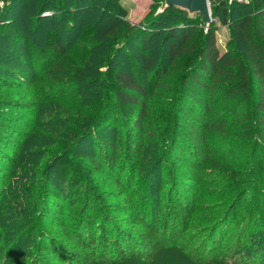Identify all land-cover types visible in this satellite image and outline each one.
I'll use <instances>...</instances> for the list:
<instances>
[{"label": "rangeland", "instance_id": "374dc122", "mask_svg": "<svg viewBox=\"0 0 264 264\" xmlns=\"http://www.w3.org/2000/svg\"><path fill=\"white\" fill-rule=\"evenodd\" d=\"M208 1L213 20L210 24L216 26L220 53L244 57L230 25L222 24L224 16L218 11V5L226 2L231 20L244 14L257 18L264 11V0ZM111 2L0 0V76L9 75L31 84L34 96L39 99L34 108L0 101V118L23 128L22 147L17 143L21 158L6 180L5 177L0 179V264H31V260H37V251L41 249L40 230L48 227L52 220L44 217L47 185L54 191L51 199L62 202L70 229L77 230L78 222L90 213L100 221L102 215L108 214L112 221L117 218L115 224L119 230L133 231L131 224L120 225V218H128V211L109 214L108 205L114 200V190L103 191L96 178L77 186L68 184L60 174L58 159L55 160L56 156L70 150L95 156L101 147L94 138L95 133L108 140H114L120 133L121 142L125 143L134 115L131 113L129 121L122 117L118 121L108 118L114 94L107 87L105 71L111 67L123 73L134 72L132 62L138 64L143 81L162 65L168 66L177 78L175 90L146 99L150 112L140 163L134 165L121 153L126 167L122 179L134 195L136 207H140L145 218L153 217L152 206L161 212L159 216L155 213L157 222L152 227L159 237L160 244H157L175 245L176 249L146 257L144 248L132 242L134 257L119 260L110 247L105 255L106 264H240V261L245 264L244 259L256 254L263 259L258 255V263L253 264H264V175L258 194L248 185L252 175L258 177L264 169L261 167L264 166V140L257 135L248 137L243 131L246 122L254 119L251 101L240 104L238 98L217 94L211 99V118L216 128L208 134L210 158L196 161L197 181L185 163L174 168L170 160L176 144L175 133L171 132L176 129L170 127L168 121L176 119L178 104L183 99L179 85L184 81V74L198 62L196 53L210 24L199 13L165 7L166 0H118L127 10L126 17H121ZM51 30L62 33V53L54 54L46 46V33ZM166 32L176 33L177 37L162 39ZM149 34L150 40L146 41ZM172 45L179 50V55L169 65ZM73 65L86 74L83 85L73 81ZM60 78L72 80L64 82ZM16 88L6 95L16 96ZM56 102L84 117L59 112ZM236 111L238 116L233 115ZM176 134L178 136V131ZM179 137L181 146L190 152L192 147L185 137ZM172 171L175 177H171ZM181 174L191 175L192 180L181 182ZM88 187L106 198L103 208L85 210L83 198ZM237 189L247 195L234 211L239 200ZM150 192L155 196L152 197L155 203L149 201ZM173 196H178L179 207L165 211L164 199ZM110 224L109 235L113 237L116 225ZM216 228V235L209 240L212 229ZM262 229V233L253 236ZM176 231L180 232L178 236L174 234ZM250 237L259 242L246 247ZM49 247L45 245L44 250L48 261L58 264ZM182 250L189 254V250H197L194 252L197 256L189 258Z\"/></svg>", "mask_w": 264, "mask_h": 264}, {"label": "trees", "instance_id": "16d2710c", "mask_svg": "<svg viewBox=\"0 0 264 264\" xmlns=\"http://www.w3.org/2000/svg\"><path fill=\"white\" fill-rule=\"evenodd\" d=\"M111 5L121 17L127 16V10L118 0H112ZM219 10L224 16L222 24L230 25L231 32L242 48V56L244 57H240L238 54L230 55V52L221 54L217 45L216 26L213 23L210 24V28L196 53L198 62L190 71L184 74V81H182L181 86L179 85L180 95L183 99L178 104L176 119L168 121L169 126L176 129L174 132L172 128L173 131L171 132L175 133L174 138L176 139V144L170 154L171 163L174 168L185 163L188 172L194 174L195 181L199 177L196 161L208 160L211 154L208 134L216 128L215 122L211 118L213 108L211 99L215 94L229 99L238 98L240 104L251 101L250 109H252L254 119H249L246 122V128L243 131L248 137L257 135L264 140V11H261L257 18L254 15L244 14L231 20L229 17L231 11L226 2L218 5ZM150 37L151 34L147 36L146 41H149ZM176 37V33L168 32L161 36L165 40ZM45 41L47 48L54 54L62 53V33L60 30L48 31ZM178 55L179 50H176V46L172 45L168 55L170 59L168 64H173ZM132 64L135 66L134 72L123 73L111 67H107L105 71L107 87L114 94L108 118L110 121H118L122 117L123 120L129 121L130 116L134 115V118H132L134 120L133 124L126 132L125 143L121 142L123 136L120 133L116 134L114 140H108L103 135L95 133L94 138L101 146L95 156L70 150L56 156L55 160L58 159L60 174L65 177L68 184L77 186L86 182L89 178H96L99 180L103 191L107 189L114 190L115 195L112 198L114 200H111L108 205L109 214L117 215L116 213L119 211H128V218L122 216L120 225H123V223L126 225L127 223L131 224L133 231L119 230L120 227L115 224L117 218L112 221L108 214L102 215V221H100L90 213L78 222L81 228L78 226L77 230L70 229L66 222L62 202L51 199V194L54 191L51 190V185H47L44 195V202H46L44 204L46 210L44 217L52 218V220H50L48 227H42L40 230L41 249L37 251V260H31V264H51L48 261V255L44 252L47 244L50 246L48 250L54 256V259L58 261V264H106L107 258L105 255L109 252L110 247H113V251L116 252V257L119 260L126 259L128 256L134 257L132 242L144 248L146 254L143 256L146 257L173 252L176 249L175 245L157 244L159 243V237L157 238V234L155 230H152V227L157 222L155 213L159 216L161 212L158 208L152 206L151 212L154 213V215L152 214L154 218L150 215L145 218L140 207L139 209L136 207L135 197L122 179L126 167L122 162L121 153H125V156L134 165L140 163L145 150L144 141L145 135L148 133L147 126L150 112L146 99L163 91L175 90L174 80L177 78L168 66L162 65L154 69L150 77L145 76L143 81L138 64L135 62H132ZM71 71L74 73L73 81L83 85L87 79L86 74L81 73L75 65L71 66ZM60 80L68 82L72 79L60 78ZM14 87H17L16 96L6 95ZM30 95L32 98L28 99L27 96ZM34 95L31 84L23 83L9 75L0 76L1 102L16 104L17 107L34 108L39 100ZM56 107L59 112L84 117L83 114L64 107L61 102H56ZM238 114L236 111L233 115L238 116ZM22 132L21 125H13L9 120L0 118V179L5 177L6 180L11 169L18 164L21 158L17 143L19 148L22 147L20 144ZM180 135L185 137L192 147L190 152L187 153V150L179 143ZM261 167L264 168V166ZM170 175L175 177L173 171L170 172ZM263 175L264 169L260 170L258 177L252 175V178L248 181V185L254 190L255 194L261 192L260 182ZM180 176L181 182L192 180L191 175L181 174ZM237 193L239 200L234 205V211L242 205L247 195V192L244 193L239 189H237ZM148 195L151 197L149 201L155 203L152 198L155 196L151 192ZM104 199L106 198L99 195L95 189L88 187L84 192L83 206L88 212L103 208ZM163 203L165 211H168L169 207H179L180 205L178 196L165 198ZM48 205L53 207L50 208ZM260 209L262 208L260 207ZM110 223L116 225L114 227L116 234L113 237L109 235ZM166 229L167 226L164 225L163 230L166 231ZM217 230L218 228L212 229L209 240L212 239V235ZM262 232L263 229L258 230L253 236ZM174 234L178 236L180 232L176 231ZM252 237H250V243L246 247H249V244L259 242V240ZM178 250L180 249L178 248ZM182 251L189 258L193 255L194 257L197 256L194 254L197 250H189L190 254L189 252L186 253V250ZM208 255L210 254L208 253ZM258 255H252V258L249 257L243 261L245 264L258 263ZM261 259L263 258L261 257ZM240 264L243 263L240 261Z\"/></svg>", "mask_w": 264, "mask_h": 264}, {"label": "water", "instance_id": "95a60500", "mask_svg": "<svg viewBox=\"0 0 264 264\" xmlns=\"http://www.w3.org/2000/svg\"><path fill=\"white\" fill-rule=\"evenodd\" d=\"M165 7H179L188 10L190 13H199L208 24L213 21L208 0H166Z\"/></svg>", "mask_w": 264, "mask_h": 264}]
</instances>
